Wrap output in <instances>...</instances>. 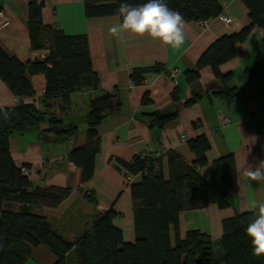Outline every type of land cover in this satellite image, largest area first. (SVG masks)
I'll use <instances>...</instances> for the list:
<instances>
[{
    "label": "crops",
    "instance_id": "0c3cea01",
    "mask_svg": "<svg viewBox=\"0 0 264 264\" xmlns=\"http://www.w3.org/2000/svg\"><path fill=\"white\" fill-rule=\"evenodd\" d=\"M30 1L0 0V9L6 15V19L0 21V46L22 62L43 59L48 53V50L31 48L28 29ZM87 1L95 0H43L42 20L67 35L87 37L99 88L113 94L110 112L98 127L100 149L94 158L92 177L81 182V168L69 160V153L85 142V117L89 100L98 94L96 90L73 92L66 110L60 109V98L54 100L56 115L77 125L75 137L60 141L51 133L28 130L10 135L9 147L15 162L28 168V176L34 185L72 189L58 207L33 209L45 216L65 238L72 240L89 227L96 213L114 208L119 213L114 224L122 230L124 240L132 243L136 232L130 185L139 182L142 174L126 173L116 158L130 161L143 152H161L159 166L167 178L166 152L174 150L191 162L194 154L187 141L204 134L210 143L206 152L208 162L233 154L236 178L237 169L245 159L250 164L264 160V93L260 88L261 79L248 73L254 68L255 61L264 55V39L261 38L264 29L252 28L247 38L237 45L236 55L220 64V73L229 74L227 84L235 87L234 97L227 100L216 93L221 90L222 82L210 66L201 68L198 80L191 84L185 71L196 68L197 60L212 42L249 25L248 10L241 0H217L222 13L230 17V24L216 19L205 23L186 22V41L179 49L147 36L124 33L119 39L113 37L109 28L120 22L119 16L87 17ZM155 64L160 65L159 71L145 73L140 84L133 82V69ZM170 70L177 71L175 79L169 77ZM27 78L33 87V97L24 101H34L40 106L46 77L42 73H28ZM174 89H177V99L172 94ZM146 92L151 102L143 104L141 99ZM195 95L200 96L198 101L185 106L184 102ZM19 102L20 99L0 79V106ZM174 110L178 113L174 121L161 128L150 126L151 114ZM222 117L228 122L224 123ZM199 172L203 179H208L210 165L200 167ZM237 183V190L228 196L227 207L210 204L181 212L178 228L170 227L172 242L192 229L207 232L212 240H220L224 219L256 210L254 203L264 202V182H250L241 176ZM56 260L52 251L39 245L32 248L27 264H54ZM67 264H75L72 254L68 255Z\"/></svg>",
    "mask_w": 264,
    "mask_h": 264
},
{
    "label": "trees",
    "instance_id": "16d2710c",
    "mask_svg": "<svg viewBox=\"0 0 264 264\" xmlns=\"http://www.w3.org/2000/svg\"><path fill=\"white\" fill-rule=\"evenodd\" d=\"M248 10L249 25L237 32L227 33L212 42L196 62V68L185 71L189 84L199 78V70L210 66L222 82L216 92L227 100L235 95V87L227 84L229 74L220 73V64L236 55L237 45L243 42L254 27L264 29V0H241ZM147 0H95L85 3L87 17L118 15L121 3L132 6ZM167 6L180 12L186 22L205 23L215 19L222 9L217 0H165ZM43 0L28 3V29L33 50H48L43 59L22 62L8 54L0 46V79L10 92L20 99L11 106H0V264H27L33 247L44 245L56 256L54 264H67L69 254L75 264H215L213 240L202 230H188L184 237L172 242L170 227L179 225L183 211L204 208L215 204L219 208L228 205V196L238 188L233 154H227L210 163L206 152L210 143L201 134L188 139L194 154L188 162L174 150L166 152L168 177L159 166L160 158L143 153L130 161L116 158L126 173H141V180L130 185L134 208V242L124 240L122 230L114 224L119 213L114 209L98 212L91 224L72 240L65 238L54 225L34 208L58 207L72 192L69 187L34 185L23 166L13 159L9 137L28 130L51 133L60 141L75 137L76 124L60 119L53 110L54 100L60 98V109L66 110L71 94L91 89L98 94L89 100L86 116L85 142L69 153V160L81 168V182L88 181L94 172V158L100 149L98 127L110 112L113 94L101 91L97 72L92 67L88 39L85 35H67L56 26L42 20ZM160 65L135 68L131 79L135 84L143 81L147 72L159 71ZM42 73L46 85L41 105L24 101L33 97V87L27 74ZM248 73L257 75L264 93V55L255 61ZM177 99V89L173 91ZM200 96L188 98L184 105H191ZM141 102H151L148 92ZM177 111L156 112L150 115L151 127H163L174 121ZM45 125V128L43 126ZM194 125H196L194 123ZM210 165L208 179H203L199 168ZM256 210L240 213L222 221L220 246L223 264H264V256L252 255L247 225Z\"/></svg>",
    "mask_w": 264,
    "mask_h": 264
},
{
    "label": "clouds",
    "instance_id": "9594fccd",
    "mask_svg": "<svg viewBox=\"0 0 264 264\" xmlns=\"http://www.w3.org/2000/svg\"><path fill=\"white\" fill-rule=\"evenodd\" d=\"M122 20L109 28V33L121 38L124 33L150 37L173 49L181 48L186 41V21L182 14L170 9L165 0H147L141 5L121 3L118 9ZM261 38L264 39V33ZM237 179L264 182V160L250 164L244 160L237 169ZM254 218L247 225L246 235L250 238L252 255L264 256V202L254 203Z\"/></svg>",
    "mask_w": 264,
    "mask_h": 264
},
{
    "label": "built area",
    "instance_id": "2783aa9c",
    "mask_svg": "<svg viewBox=\"0 0 264 264\" xmlns=\"http://www.w3.org/2000/svg\"><path fill=\"white\" fill-rule=\"evenodd\" d=\"M5 19H6V15H5L4 11L2 9H0V21H3ZM215 19L218 20L219 22L223 23V24H230L232 22L231 19H230V17H228L224 13H220L218 16H216ZM176 74H177V71L176 70H170L168 72L169 77L172 78V79H175ZM222 120H223L224 123H227L228 122V119L226 117H222ZM143 154L144 155H146V154L148 155L150 153L144 152ZM151 154L154 155L155 157H159V156H162L163 155L161 152L151 153ZM23 171H24L25 174H28L29 173L28 168H24Z\"/></svg>",
    "mask_w": 264,
    "mask_h": 264
},
{
    "label": "rangeland",
    "instance_id": "374dc122",
    "mask_svg": "<svg viewBox=\"0 0 264 264\" xmlns=\"http://www.w3.org/2000/svg\"><path fill=\"white\" fill-rule=\"evenodd\" d=\"M86 120V117H85ZM85 123L83 124V126ZM85 127V126H84ZM213 252H214V261L215 264H223V255H222V249L220 246V241L213 239Z\"/></svg>",
    "mask_w": 264,
    "mask_h": 264
}]
</instances>
